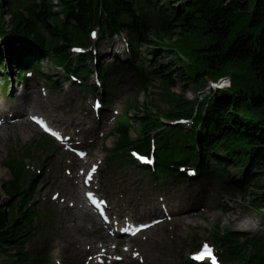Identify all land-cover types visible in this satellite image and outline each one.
Returning <instances> with one entry per match:
<instances>
[{
	"label": "trees",
	"instance_id": "trees-1",
	"mask_svg": "<svg viewBox=\"0 0 264 264\" xmlns=\"http://www.w3.org/2000/svg\"><path fill=\"white\" fill-rule=\"evenodd\" d=\"M145 1L153 4V0ZM168 2L171 6L160 13L154 39H148L150 25L138 0H40L29 6L19 5L16 0H0V34L10 40L0 46V63L11 58L13 64L21 65L23 53L42 57L52 47L56 62L71 66L67 45L73 37L85 39L87 30L94 24L110 31L125 29L134 42L130 46L129 62L141 58L139 45H154L153 59L143 62L149 65L145 76L148 73L149 86L155 79L159 80L162 88L159 99L167 108L152 99L142 104L136 102L131 123H118V145L131 144L130 130L137 124L138 150L148 149L150 137L156 140L157 175L175 171L173 166L178 163L194 162L206 177L215 167L226 185L240 193L262 188L258 183L264 176V0ZM246 13L248 26L259 29L238 34L226 46L224 40L236 18ZM5 14L9 21L4 19ZM162 53L168 54L170 61L159 60ZM180 55L186 58V63ZM84 60L79 58L78 63ZM243 60L249 62L254 72L257 90L235 86L206 94L200 101L184 97L188 87L203 89L207 78L214 79L226 72V65ZM177 84L182 93L172 90ZM178 117H192L193 129L163 122ZM5 165L10 178L0 185L5 194L0 203V253L9 250L6 264H40L25 249L24 242L38 230L39 215L33 205L27 206V199L22 198L20 206L16 202L23 190L22 165L14 159ZM232 168L239 175L231 174ZM248 205L263 209L264 195L254 192ZM213 235L218 244L226 246L227 255L239 262L237 252H243L245 245L240 248L236 237L244 232L228 228L221 231L217 225ZM261 240V237L250 238L256 248L255 256L262 257ZM254 259L258 260L256 264H264L263 258Z\"/></svg>",
	"mask_w": 264,
	"mask_h": 264
},
{
	"label": "rangeland",
	"instance_id": "rangeland-1",
	"mask_svg": "<svg viewBox=\"0 0 264 264\" xmlns=\"http://www.w3.org/2000/svg\"><path fill=\"white\" fill-rule=\"evenodd\" d=\"M19 1L22 4L27 0ZM139 1L141 8L146 12L148 22L151 24L150 30L154 31V27L158 22L156 10L159 11L168 9L170 8L169 6H171V3H169L168 0H153V5L155 7L151 8L145 3L144 0ZM248 21V13L242 17L236 18L229 35L224 40V44L226 46L232 43L238 34L244 32H256L259 29L249 27ZM125 36L129 38L126 33ZM148 37L149 39H152L153 35H149ZM164 41L166 42L167 40L165 39ZM103 46L108 49L107 52L102 56V59L105 63L111 61V57L109 55H122V44L118 40H115L113 46L110 44ZM103 46H101V48ZM154 50L155 47L153 45L148 43L143 44L141 46L142 59H153ZM159 60L163 62L170 61L168 54L166 53H162ZM225 68L227 70H232L235 73L234 77L237 80V83L236 80H234L235 86L237 88H242L247 91L258 89L256 77L247 60L233 62L230 65H226ZM40 69L45 73L56 76L59 74V76H61L60 73H56L57 71L53 69L49 60L44 59ZM118 71L119 72H116L117 74L115 73L114 75L113 82V89L116 90V92H119L117 93L114 101L116 107H122L123 99L127 95H132L135 92L134 94L137 93V100L139 101V104H142V102L145 103L147 99H152L155 104H158L163 108H167V105L161 102L159 99L162 88L158 79L152 81L150 86L147 85L145 90L138 88L136 91L134 85L136 75L134 73L123 74L122 70ZM13 74L14 71L7 72V81L9 83L7 84L6 89H8L9 96H13V94L10 93L12 87L18 89L20 86V83L15 79ZM9 75H12L13 77L9 79ZM1 82L4 83L5 79L0 73V85L2 84ZM173 89L179 93L182 91L180 84H177L175 87H173ZM50 92L52 93L54 105L59 106V108L62 110H65L67 107L71 106L72 98L70 96L64 97L63 95H59V93L55 92V90H51ZM207 92H209L207 84L204 89L200 91L194 89L193 87H188L184 93V97L192 100L195 97H203ZM84 109H86V103H84L83 110ZM94 124L97 125V122H94ZM137 127V124H135L134 128L136 129ZM19 128V126L13 127L11 129L10 127H7L4 131V134H2V132L0 134V184L7 180L10 176L9 172L2 165V162L11 154L10 150L13 149L15 154L22 155L25 147L30 146V151L33 153L31 159H38L37 155H39L38 151L40 149H34L33 143L40 141V135L35 133V129H28V133L26 132L23 134ZM134 128L130 133L132 140H135L137 137V132ZM29 135H33V139H30ZM115 140L116 139L114 136H110L107 139V146L112 147ZM114 165L115 167L113 171L106 173V178L109 180L110 184L115 186L114 192L119 200L121 194H124L122 197V204H124L128 198H139V203L143 202L146 206L149 205L151 208H156V205L159 204L160 197H164L173 203L176 196H181L175 203L176 205L181 204V206L184 207H190L192 203H196L198 205L187 209L185 214L188 216L185 218V224H182L183 229L179 233L175 234L174 237H170V232L177 230L179 227L178 220L176 221L174 229H165L164 237L169 242L166 260L164 262L165 264H183V261L187 257V253L190 252V248H193L196 244L195 238H198L199 240L205 239L209 233L214 230L216 225H218L221 230L228 228L229 230L248 232L250 234H254L255 237L262 236V243L264 245V220L262 219V216L264 215V207L263 209L258 210L257 208L250 207L248 205V201L252 199V194L254 192L257 195H264V176L259 180L258 183V186H263L262 188L249 189L246 192L240 193L231 189H222L216 184L215 181L210 180H201V183L196 182L191 184V182H186L184 180H178L179 178L171 177L169 178V180L172 179L171 181L155 185L148 174L141 171L140 169L133 168L131 165L124 162L116 163ZM60 168V166H55L56 172L58 170L60 171ZM230 173L239 175L237 170L234 168L230 170ZM50 178L53 177L51 176ZM204 187L205 189H203ZM1 193L2 190L0 189V194ZM202 193H206L211 197H215V200H206L208 202L206 203V201L200 195ZM36 198L41 199V194H38ZM41 200H43V198ZM200 205L206 207L205 210H203L200 214L193 213L199 209ZM48 207L53 213H55L52 227H50L45 232H39L32 236L30 238L28 247L30 249L36 248V250L44 247L49 250V252L53 255L52 257L63 259L65 257V244L64 239L61 237L58 230L61 229L62 224L69 222L67 217L68 213H65V215L63 212H60L59 208L56 206L50 205ZM128 208L132 211L134 217L138 218L140 216L138 205H130ZM70 212L73 215L72 210ZM244 222H249L250 226H243L242 223ZM149 246V248H152V243H149ZM183 250L185 251L184 254ZM0 256L1 260L4 262L6 254H1ZM149 260L159 261V256L153 253L149 256Z\"/></svg>",
	"mask_w": 264,
	"mask_h": 264
},
{
	"label": "bare ground",
	"instance_id": "bare-ground-1",
	"mask_svg": "<svg viewBox=\"0 0 264 264\" xmlns=\"http://www.w3.org/2000/svg\"><path fill=\"white\" fill-rule=\"evenodd\" d=\"M150 7L152 8L153 6L150 5ZM4 19H6L7 21L10 20L8 15L4 16ZM105 37H106L107 39H109V40H111V38H112V36H111L110 34H106ZM5 44H6V43H5ZM107 50H108V49H106V47H104V49L102 50V52L106 53ZM121 52H122L123 55L125 54L124 51H123V49H121ZM103 61H104V60H103ZM6 62H9V60H7ZM6 62H2V63H0V64H1L3 67H7V66H6V64H7ZM103 63H104V62H103ZM7 65H8V64H7ZM130 67H131V65H130ZM3 76H5V75H3ZM143 76H145V74H144ZM140 78H141V76H140ZM36 79H37V77H36ZM137 80H139V78H138ZM91 85H92V84H91ZM21 94L24 95L25 92H24V91H21ZM25 95H26V94H25ZM25 105H26V104H21V112H23V109L26 108ZM30 108H31V107H30ZM18 111H20V110H17V113H16V114H19ZM21 114H23V113H21ZM30 128H33V127L30 126ZM24 131H26V130H24ZM172 166H173V165H172ZM173 167H174V166H173ZM230 189H231V190H234L233 187H230ZM67 194L71 195L72 200H73L74 198H79V196H78V195H79V192H75L74 194H72L71 191H68ZM200 195L202 196V198H203L205 201H206V200H207V201H208V200H210V201L215 200V197H211L210 195H207L206 193H202V194H200ZM31 197H32V195H28V196H26L27 199H30ZM73 197H74V198H73ZM207 201H206V203H208ZM74 208H75V205H74ZM177 212H178V211H177ZM196 213H197V214H200V213H202V211H201V210H198ZM196 213H195V214H196ZM54 214H55V213H54ZM74 215H76L78 218L80 217L81 219H86V218L91 219V218H92V215H91V214H88V213H87L86 211H84V210H79L78 213H76V214L74 213ZM44 218L47 219V218H49V216L45 215ZM80 218H79L78 220H69V222H67V223L64 225V227H63V230H64V231H62V232H64L63 237H64V239L66 240L65 244L69 245V246H67L66 248L68 249V252H70V253H77L76 251L80 250L79 248H77V243H76V242H78L79 240H81V238H79L78 236H76V234L79 233V232H80L81 235H82V233H83V234L86 233V232H85V229H84L83 226H82V225L85 226V223H83L82 220H81ZM87 222H89V220H87ZM242 225H243V226H246V227H249V226H250V223H249V222H244V223H242ZM39 228H40L42 231H45V229H44L42 226H39ZM234 231H237V232H243V231H238V230H234ZM68 234H69V235L71 234V235L69 236ZM244 236H247V234L244 233ZM245 240H246L247 244H250V243H251L249 238H247V239H245ZM85 241H86V240H85ZM86 242H87V241H86ZM246 242H245V241H242V240H239L237 243H238L239 245H243V244H246ZM78 244H80V242H79ZM85 244H90V243L88 242V243H85ZM263 251H264V249H263ZM242 253H243L242 251L237 252L238 257L241 258V259H243V258L240 256ZM160 255H162L163 257H166V254H165L164 252H162ZM243 256H244L247 260H254V258H255V256L251 255L249 252H245V254H244ZM219 261L221 262V264H226V263H227L223 256H221V257L219 258ZM213 263H215V262H213ZM213 263H212V264H213ZM89 264H95V263H94L93 261H90ZM160 264H163V263L161 262ZM183 264H185V263H183Z\"/></svg>",
	"mask_w": 264,
	"mask_h": 264
},
{
	"label": "snow or ice",
	"instance_id": "snow-or-ice-1",
	"mask_svg": "<svg viewBox=\"0 0 264 264\" xmlns=\"http://www.w3.org/2000/svg\"><path fill=\"white\" fill-rule=\"evenodd\" d=\"M33 119L37 120V122L40 123L45 128L46 131H49V132L53 131L51 128L48 127V125L46 124V122L43 119H40L38 117H33ZM53 135H57L58 136L59 133L53 132ZM81 155H84V154L81 153ZM94 171H95V168L93 167L92 170L87 174L86 182H87V179H91V174ZM210 253H211V249L207 245H205L204 246V252L196 255L194 257V259H197V260L202 259L205 254H210Z\"/></svg>",
	"mask_w": 264,
	"mask_h": 264
}]
</instances>
